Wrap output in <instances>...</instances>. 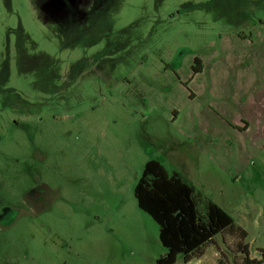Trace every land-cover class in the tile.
I'll use <instances>...</instances> for the list:
<instances>
[{
    "label": "rangeland",
    "instance_id": "374dc122",
    "mask_svg": "<svg viewBox=\"0 0 264 264\" xmlns=\"http://www.w3.org/2000/svg\"><path fill=\"white\" fill-rule=\"evenodd\" d=\"M156 154L246 232L175 264L261 260L264 0H0V264H156Z\"/></svg>",
    "mask_w": 264,
    "mask_h": 264
},
{
    "label": "trees",
    "instance_id": "16d2710c",
    "mask_svg": "<svg viewBox=\"0 0 264 264\" xmlns=\"http://www.w3.org/2000/svg\"><path fill=\"white\" fill-rule=\"evenodd\" d=\"M191 70L193 75L201 71L199 58L194 59ZM133 194L138 208L158 225L159 241L166 252L156 264H175L178 254L188 262L193 256L202 255L203 247L225 231H238L243 239L246 237V232L234 226L232 217L223 208L202 197L178 173H169L156 159L144 163ZM241 251L245 264L264 261V251L261 260L248 258L247 244L241 245Z\"/></svg>",
    "mask_w": 264,
    "mask_h": 264
},
{
    "label": "crops",
    "instance_id": "0c3cea01",
    "mask_svg": "<svg viewBox=\"0 0 264 264\" xmlns=\"http://www.w3.org/2000/svg\"><path fill=\"white\" fill-rule=\"evenodd\" d=\"M178 116H179V111L178 110H173L172 111V115H169V118L173 122H176V120L179 118ZM236 126H238V125H236ZM199 158H200V155L198 156L197 160ZM149 159H156V160H158L168 172H176V173H178L179 176L185 182L189 183L190 185H192L195 188L194 183L191 181V179L189 178V176L187 175V173H185V171L183 172V171H179V170H177V169H175L173 167H169L168 162L165 159L159 157L157 154L156 155H152L151 157H148L147 159H145V161L143 162V165ZM181 162H183V161H181ZM195 190H196V188H195ZM196 191L201 195V191H199L198 189Z\"/></svg>",
    "mask_w": 264,
    "mask_h": 264
},
{
    "label": "flooded vegetation",
    "instance_id": "af4514ba",
    "mask_svg": "<svg viewBox=\"0 0 264 264\" xmlns=\"http://www.w3.org/2000/svg\"><path fill=\"white\" fill-rule=\"evenodd\" d=\"M40 187H42V185H40ZM39 193V191H35V192H33V196H34V194L36 195V194H38Z\"/></svg>",
    "mask_w": 264,
    "mask_h": 264
}]
</instances>
